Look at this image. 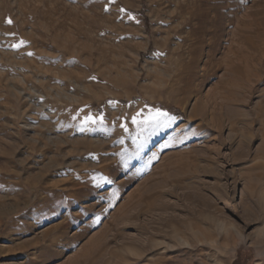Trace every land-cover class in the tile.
Wrapping results in <instances>:
<instances>
[{
	"label": "rangeland",
	"instance_id": "374dc122",
	"mask_svg": "<svg viewBox=\"0 0 264 264\" xmlns=\"http://www.w3.org/2000/svg\"><path fill=\"white\" fill-rule=\"evenodd\" d=\"M0 264H264V0H0Z\"/></svg>",
	"mask_w": 264,
	"mask_h": 264
},
{
	"label": "snow or ice",
	"instance_id": "6c2138e0",
	"mask_svg": "<svg viewBox=\"0 0 264 264\" xmlns=\"http://www.w3.org/2000/svg\"><path fill=\"white\" fill-rule=\"evenodd\" d=\"M113 2H114V0H113ZM120 11H124V9H121ZM6 23L11 25L12 20L9 18L6 20ZM6 35H10V34H6ZM24 44H25V41L21 40L19 42V44H14V45H12V47L19 48ZM28 55H32V53H28ZM99 119H100V122H103V117H100ZM168 119H172V118L169 116V114L167 112L161 111L160 109H155L154 111L150 112L149 115L146 116L143 121L138 120L137 117H133L132 122L134 124L140 125L141 127H148V126H152V125L159 126L165 120H168ZM84 122L85 123L91 122V123L95 124L97 122V120L94 119L92 116H88L85 118ZM121 126L123 127V125H121Z\"/></svg>",
	"mask_w": 264,
	"mask_h": 264
}]
</instances>
